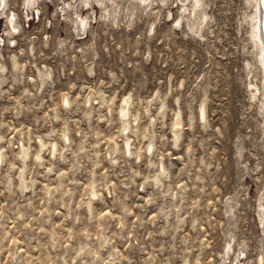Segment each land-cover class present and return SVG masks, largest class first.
<instances>
[{
    "label": "rangeland",
    "instance_id": "rangeland-1",
    "mask_svg": "<svg viewBox=\"0 0 264 264\" xmlns=\"http://www.w3.org/2000/svg\"><path fill=\"white\" fill-rule=\"evenodd\" d=\"M255 17L0 0V264H264Z\"/></svg>",
    "mask_w": 264,
    "mask_h": 264
},
{
    "label": "bare ground",
    "instance_id": "bare-ground-1",
    "mask_svg": "<svg viewBox=\"0 0 264 264\" xmlns=\"http://www.w3.org/2000/svg\"><path fill=\"white\" fill-rule=\"evenodd\" d=\"M1 1H3V0H1ZM264 2V0H262V3ZM255 5H256V20H254L253 22H254V24L252 25V26H254V28H255V30L253 31V33H254V35L253 36H255V38H254V40L257 42V44H258V47H259V51H260V54H261V56H262V64H263V67H264V42H263V40H262V29H261V11L263 12V16H264V7H261L260 6V2H259V0H255ZM196 9H195V7L193 8V12L195 11ZM262 25H263V30H264V20H263V23H262ZM255 42V43H256ZM257 46V45H256ZM128 100V99H127ZM201 110H203V109H201ZM204 112V111H203ZM121 113H122V115L121 116H123V117H125L126 116V109L124 108V109H122V111H121ZM179 116V115H178ZM125 121H127V120H125ZM123 122H124V120H123ZM129 123V122H128ZM127 127V126H126ZM40 145H43L42 143H40ZM25 148V147H24ZM56 151V150H55ZM26 152H27V150H26ZM26 154H28V153H26ZM21 156H23V155H21ZM24 159V158H23ZM156 176V175H155Z\"/></svg>",
    "mask_w": 264,
    "mask_h": 264
},
{
    "label": "water",
    "instance_id": "water-1",
    "mask_svg": "<svg viewBox=\"0 0 264 264\" xmlns=\"http://www.w3.org/2000/svg\"><path fill=\"white\" fill-rule=\"evenodd\" d=\"M259 2H260V6L264 7V2L262 3V0H259ZM263 20H264V16H263V12L261 11V21L260 22H261V29H262V40L264 42V30H263V25H262Z\"/></svg>",
    "mask_w": 264,
    "mask_h": 264
}]
</instances>
